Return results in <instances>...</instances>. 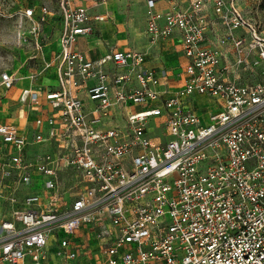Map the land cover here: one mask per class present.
Instances as JSON below:
<instances>
[{
    "label": "built area",
    "instance_id": "obj_1",
    "mask_svg": "<svg viewBox=\"0 0 264 264\" xmlns=\"http://www.w3.org/2000/svg\"><path fill=\"white\" fill-rule=\"evenodd\" d=\"M143 1L150 43L180 34L175 90L141 51L86 56L77 40L103 16L58 1L56 86L19 94L51 111L31 137L0 124V264H68L82 229L87 246L100 240L98 264H264V30L238 0ZM52 14L23 11L35 35ZM13 83L2 70L0 86ZM191 96L215 101L208 124Z\"/></svg>",
    "mask_w": 264,
    "mask_h": 264
},
{
    "label": "crops",
    "instance_id": "obj_2",
    "mask_svg": "<svg viewBox=\"0 0 264 264\" xmlns=\"http://www.w3.org/2000/svg\"><path fill=\"white\" fill-rule=\"evenodd\" d=\"M141 1L144 12V23L146 26L145 5L144 1ZM189 1L190 0H161L157 3V8L162 10L172 4L185 6ZM75 5L86 7L91 17L95 15L103 16V19L100 21L94 19L91 20L94 28L93 32L91 34L80 36L77 40V48L86 56L96 58L109 50H138L144 53L146 66L152 67L156 71L164 70L161 77V84L158 86L159 89L175 90L182 84L184 78V65L187 59L183 53L181 37L178 32H174L169 37L161 38L155 43H150L144 30L145 38L141 47L128 46L126 44L105 46L103 44L104 38H101V35L108 16L101 10L88 8L84 4L79 3ZM52 15L47 16V21H49L50 18H54L55 37L53 41L41 44L36 59L37 69L33 68L32 70L21 74H13L11 71L7 70L14 77L13 86L9 89L0 86V124L12 125L21 134L27 137H31L35 131V118L37 116H46L51 111L48 102L44 98L41 97L38 109H33L29 104L22 103L19 100V94L23 88L50 89L56 86V67L59 62V59L56 58V53L60 48L59 37L61 33V25L59 15ZM44 61L50 63L49 67L37 74L35 79L32 80L30 75L34 72H38ZM43 129H45V126ZM38 147L42 150L49 148L47 144ZM5 148L6 146L2 143L0 137V153ZM29 149V151H32L36 149V146ZM71 240L74 241L77 258L69 261L68 264H98L96 257L100 240L92 238L90 240V245L87 246L88 241L86 234H84V229L73 234ZM80 250L82 252H80ZM52 264H58V262L54 260Z\"/></svg>",
    "mask_w": 264,
    "mask_h": 264
},
{
    "label": "rangeland",
    "instance_id": "obj_3",
    "mask_svg": "<svg viewBox=\"0 0 264 264\" xmlns=\"http://www.w3.org/2000/svg\"><path fill=\"white\" fill-rule=\"evenodd\" d=\"M59 0H0V72L9 70L13 74L25 73L37 69V55L41 44L53 41L54 18L40 22V30L35 35L30 32L31 22L23 16L25 8L33 7L35 19L39 18L40 8L47 7L57 15ZM75 4H84L88 8L98 9L107 16L101 38L105 46L126 44L141 47L144 43V12L141 0H71ZM244 13L259 23L264 30V0H238ZM52 15V16H53ZM245 79H254L243 76ZM202 124H208V115L218 109L215 101L204 96H191ZM137 106L136 109H139ZM71 173L64 172L61 181L64 186L70 183ZM40 181V180H39ZM41 187L36 183L35 189ZM26 191L25 189L21 192ZM81 235V234H80ZM53 244V243H52ZM78 245V244H76ZM80 252H82L80 250Z\"/></svg>",
    "mask_w": 264,
    "mask_h": 264
}]
</instances>
